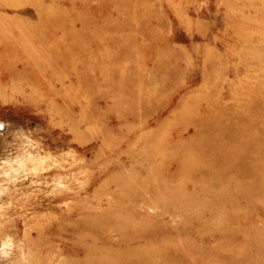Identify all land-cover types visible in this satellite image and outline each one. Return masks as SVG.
I'll list each match as a JSON object with an SVG mask.
<instances>
[{"label":"rangeland","instance_id":"374dc122","mask_svg":"<svg viewBox=\"0 0 264 264\" xmlns=\"http://www.w3.org/2000/svg\"><path fill=\"white\" fill-rule=\"evenodd\" d=\"M0 264H264V0H0Z\"/></svg>","mask_w":264,"mask_h":264},{"label":"bare ground","instance_id":"6f19581e","mask_svg":"<svg viewBox=\"0 0 264 264\" xmlns=\"http://www.w3.org/2000/svg\"><path fill=\"white\" fill-rule=\"evenodd\" d=\"M258 93V92H257ZM257 98V97H256ZM245 107V106H244ZM218 160V159H217Z\"/></svg>","mask_w":264,"mask_h":264}]
</instances>
